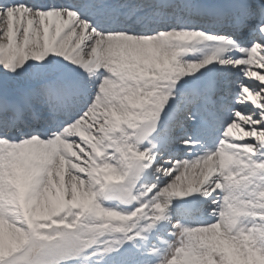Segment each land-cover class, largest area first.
<instances>
[{
    "label": "snow or ice",
    "instance_id": "obj_1",
    "mask_svg": "<svg viewBox=\"0 0 264 264\" xmlns=\"http://www.w3.org/2000/svg\"><path fill=\"white\" fill-rule=\"evenodd\" d=\"M0 264H264V0H0Z\"/></svg>",
    "mask_w": 264,
    "mask_h": 264
}]
</instances>
